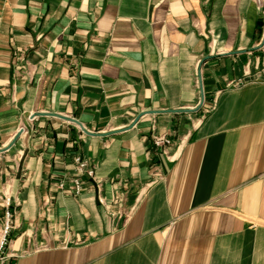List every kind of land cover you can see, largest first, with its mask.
Instances as JSON below:
<instances>
[{"label": "crops", "instance_id": "crops-1", "mask_svg": "<svg viewBox=\"0 0 264 264\" xmlns=\"http://www.w3.org/2000/svg\"><path fill=\"white\" fill-rule=\"evenodd\" d=\"M262 42L255 0H0L6 264H264Z\"/></svg>", "mask_w": 264, "mask_h": 264}, {"label": "built area", "instance_id": "built-area-1", "mask_svg": "<svg viewBox=\"0 0 264 264\" xmlns=\"http://www.w3.org/2000/svg\"><path fill=\"white\" fill-rule=\"evenodd\" d=\"M256 4L260 7L263 6L264 0H255ZM258 49H260L264 53V42L260 43L258 45ZM253 79H263L264 81V64L259 71L252 76ZM249 79L247 78H241L235 82H232V86H238L242 83H245ZM154 143L157 147L163 149V151L166 152V148L169 147L172 144V140L166 136V135H154L153 136ZM78 177L75 179L76 184V193H80L82 191V185L80 176L87 175L89 177H95V169L93 166H90L89 163L82 159L81 157L77 156L75 158ZM63 185L61 184V187ZM5 222L4 226L2 228L1 234H0V264H6L8 259L10 258V254L7 252L8 245H9V234L12 228V220L15 214V210L12 209V200L11 198H5Z\"/></svg>", "mask_w": 264, "mask_h": 264}, {"label": "water", "instance_id": "water-1", "mask_svg": "<svg viewBox=\"0 0 264 264\" xmlns=\"http://www.w3.org/2000/svg\"><path fill=\"white\" fill-rule=\"evenodd\" d=\"M203 100H204V96L202 97V102L200 103V106L202 105V103H203ZM199 106V107H200ZM142 115H139L136 119H135V121H134V124L138 121V119L141 117ZM65 118H68V117H65ZM69 120H72V121H74V122H76V123H78V124H81L79 121H77L76 119H74V118H68ZM20 135H21V131H19L16 135H15V137H14V139L12 140V142L10 143V145H8L7 146V148H9V147H11L17 140H18V138L20 137ZM3 149H0V151H2Z\"/></svg>", "mask_w": 264, "mask_h": 264}]
</instances>
